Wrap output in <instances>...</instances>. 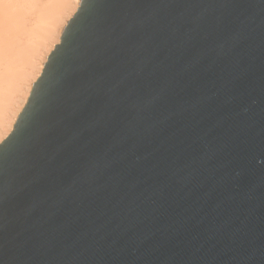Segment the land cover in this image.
<instances>
[{
    "label": "water",
    "instance_id": "95a60500",
    "mask_svg": "<svg viewBox=\"0 0 264 264\" xmlns=\"http://www.w3.org/2000/svg\"><path fill=\"white\" fill-rule=\"evenodd\" d=\"M0 144V264H264V0H82Z\"/></svg>",
    "mask_w": 264,
    "mask_h": 264
},
{
    "label": "bare ground",
    "instance_id": "6f19581e",
    "mask_svg": "<svg viewBox=\"0 0 264 264\" xmlns=\"http://www.w3.org/2000/svg\"><path fill=\"white\" fill-rule=\"evenodd\" d=\"M82 0H0V142Z\"/></svg>",
    "mask_w": 264,
    "mask_h": 264
},
{
    "label": "snow or ice",
    "instance_id": "6c2138e0",
    "mask_svg": "<svg viewBox=\"0 0 264 264\" xmlns=\"http://www.w3.org/2000/svg\"><path fill=\"white\" fill-rule=\"evenodd\" d=\"M90 88H91L90 80L86 78L84 81H82L80 85L81 95L86 96L89 93ZM87 110H91L90 105L88 103L82 104L77 109L70 111L67 115V119L69 120V122L75 124L78 122V118L81 117L84 114V112ZM3 149H4V145L0 144V178H2L3 176V160H4ZM0 190H2V184H0Z\"/></svg>",
    "mask_w": 264,
    "mask_h": 264
},
{
    "label": "rangeland",
    "instance_id": "374dc122",
    "mask_svg": "<svg viewBox=\"0 0 264 264\" xmlns=\"http://www.w3.org/2000/svg\"><path fill=\"white\" fill-rule=\"evenodd\" d=\"M2 141V140H1Z\"/></svg>",
    "mask_w": 264,
    "mask_h": 264
}]
</instances>
